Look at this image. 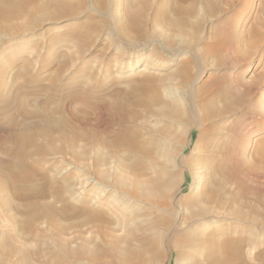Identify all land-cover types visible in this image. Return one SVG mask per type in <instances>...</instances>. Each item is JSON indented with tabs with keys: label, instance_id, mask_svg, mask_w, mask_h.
Returning a JSON list of instances; mask_svg holds the SVG:
<instances>
[{
	"label": "rangeland",
	"instance_id": "obj_1",
	"mask_svg": "<svg viewBox=\"0 0 264 264\" xmlns=\"http://www.w3.org/2000/svg\"><path fill=\"white\" fill-rule=\"evenodd\" d=\"M21 1L18 6L29 13L0 15V264H64L61 251L68 255L93 246V239L101 242L86 215L73 207L83 203L81 196H100L109 187L90 186L91 193L81 196L72 190L63 213L56 183L70 192L94 176L96 167L117 178L129 174L120 172L116 157L106 165L96 163L109 148L99 149L91 138L105 140L119 128L117 101L129 98L134 80L147 74L157 78L152 80L164 99L166 118L136 105L133 111L145 120L132 122L126 114L122 122L137 123L159 141L167 137L174 143L171 169L207 171L198 191L186 170L169 188L171 226L191 223L193 213L207 221L200 233L203 264H224L226 241L240 245L239 263L264 264V0ZM186 60L191 70L185 78L180 71ZM192 122L198 126L184 134L182 127ZM17 131L36 140L25 145L24 160L16 153ZM250 133L253 145L237 157L212 146L228 139L240 143ZM186 142L185 154H179ZM117 154L128 159L125 146ZM10 166L29 177L14 178ZM175 256L173 251L164 261L175 264ZM69 262L76 264L74 258Z\"/></svg>",
	"mask_w": 264,
	"mask_h": 264
},
{
	"label": "bare ground",
	"instance_id": "obj_2",
	"mask_svg": "<svg viewBox=\"0 0 264 264\" xmlns=\"http://www.w3.org/2000/svg\"><path fill=\"white\" fill-rule=\"evenodd\" d=\"M26 1L28 2V0H22L21 2L25 5ZM17 2H18V0H2L0 2V15L3 18H10L11 16L16 17V16H19L20 14H25L26 12L29 13V11H26V9H24L23 7H19ZM19 2H20V0H19ZM32 2H31V4H32ZM137 23L132 22L131 24L133 26H137L138 25ZM19 31H20V29H19ZM28 33H29V31H28ZM181 67H182V70L180 72L186 78L187 76L190 75L189 73L191 70V61H189V60L183 61L181 63ZM129 68L132 69V68H134V66L130 65ZM143 69H145V68H141V70H143ZM177 72L178 71H176V73ZM152 78L150 75L148 76V74L140 76V78L134 80L135 82H134L132 92L129 89L131 92V93L130 92L128 93V94H130L128 96L129 98L124 99L125 101L124 100H118L117 101L119 109H120V113L119 114L117 113L118 114L117 116L118 117L120 116L119 118L121 119V123L120 124L118 123L119 128H116L117 130L111 129L109 131L108 135L106 136L105 140H103V138H99V137L97 139L91 138L93 141H95V146L99 147V149L105 145H107L109 148L108 153L101 154L102 158L96 159V161H95L96 163H99L101 165L102 164L106 165V164L110 163L109 160L111 159V157L112 158L116 157L117 160L120 161L119 162L120 169H121L120 172L123 170V172L127 171L129 174H125L124 178L121 176L119 178H117L115 176H111L107 170H103L102 168L96 167V169L93 170L95 173L94 176H91V178H88V180H86L84 182L82 181V183L78 182L79 184L76 183L77 185L71 186L70 192L68 191L69 193L66 191V187L62 186L61 183L59 185H57V183H56V186H60V188L56 187V190L60 189L59 191L58 190L57 191H58V193H60L59 198H61L62 203H63V208L60 210L63 213H65V210L68 207V204H69L68 203V198H69L68 195L73 193V192H71L72 190L73 191L76 190L77 192H79V195L81 196L82 194L84 195V193L86 194L87 191H88L87 194H89V192H90L89 187L90 186L92 189L94 188L96 190H97V188H101L104 185L109 187L108 189L104 190L105 193L100 195V196L95 195V196H92V198L90 196V199L88 198L89 200L85 196H81V198L83 199V203L81 205H78V206L76 204H74L76 206L73 207V211H75L77 214H83V215L85 214L86 215V221H87L86 223H88V225L91 223L92 231L96 232V237H98L101 242L98 243L96 239H95V241L93 239V242H92V243H94L93 246H90V247L81 246L76 251H71V252L69 251L70 253L68 255L66 253H64L66 250L65 251L63 250L64 252L61 251L59 253V255L61 256L62 259H60V260H63L64 264H74V263L69 262L70 259H72V258H74V260L76 261L75 262L76 264H166L165 259H167V261L170 260V258H172L173 251H176V256L174 257L175 264H203V262L201 261V258L203 256L200 257V253H202L201 252V246H203L204 243L200 239V237H201L200 233H201V230L203 231V229H201V226L206 225L207 221L201 220V219H203V217L199 216L200 214L193 213V217H195V219L192 220L191 223H189L187 225L175 224V225L171 226V208L170 207L173 206V202L170 198V189L169 188L175 183V181L179 178L180 175H182V176L184 175V170H186V171L191 172L193 174L192 185H193V188L196 189L197 186L200 185L202 177L203 178L205 177L202 175L206 174L207 171L205 170L204 167H203V169L199 170L198 172H195L192 170L191 166L190 167H187V166L186 167H184V166L183 167H180V166L177 167V165L174 166L173 169H171L172 156H173L172 152L174 150V147L176 146V145H174V143H172L169 140L167 141V137H166V139L165 138L160 139V141H159V138L157 135L151 133L149 129H144V128L139 127L140 125H138L137 123L131 124V122H129V123L126 121L122 122V120L124 118L123 116H126V114L129 115L130 121L132 120V122L134 120L135 121L138 120L137 117H140L142 120H145V115H142L140 113L142 115V117H141L139 115H136V113L133 111V107L135 106V108H136V105L144 106V109L146 111H151L148 113H152V115H154L157 118H159V117L164 118V119L166 118L165 117V111H164L166 105L161 104L162 102L163 103H165V102H164V99H162L160 89L157 88V86L155 85V83L158 81L155 80L156 77L153 78L154 81H156V82H154L152 80ZM170 80H169V82H171ZM166 82H167V80H166ZM157 85H158V83H157ZM159 104H161V105H159ZM232 106H233V104H232ZM106 108H109V107H106ZM227 108H228L227 110H229L230 106L228 105ZM173 109H175V108L173 107ZM206 113H208V112H206ZM175 114H176V112H175ZM223 114H221V115H223ZM114 115H116V114H114ZM210 115H211V119H213L214 115L212 113ZM177 117L178 116H176V118ZM125 118H127V117H125ZM176 118H174L173 122H176L175 121ZM189 119L191 121V118H189ZM167 121H169V120H167ZM140 122L141 121H139L138 123H140ZM177 124H181L180 121H178L176 123V125ZM192 124L185 123L184 127H182V132L184 134H187L188 132L190 133L192 128L196 127V125H197V124H194L193 122H192ZM69 126H71V125H69ZM69 126L67 128H69L68 131L70 133H68L67 136L71 137L70 134L73 132L74 128L72 127L73 124L71 127H69ZM151 128H152V126H151ZM159 129L161 130L160 126H159ZM159 129H157V131ZM169 130H167V131H169ZM21 131H22V129H21ZM21 131H19V132L17 131L18 133H15V134H17L15 139L17 140V143H18L16 153H17V157L20 160H24L26 158V154H25L26 149L24 150V147H26L25 145L27 143L29 144V142H32V140L34 141L35 138L30 137V138L26 139L23 136L24 134H22ZM23 131H25V130H23ZM174 131H176V130H174ZM174 131L172 130L171 132H174ZM162 132H163V130H162ZM46 133H44V134H46ZM168 133H166V134H168ZM33 134H34V132H33ZM169 134H171V133H169ZM251 134L252 133H250V135L247 138L244 137V139H242V141H240V143L230 141L228 139V140L224 141L222 144H218V146L216 143L212 146H214V147L216 146V148L221 149L223 154H225L229 158L234 157V156L237 157L238 154H240V152H244V153L248 152V150L253 145L251 143ZM51 136H53V135L52 134L46 135L47 138H50ZM160 136H162V135H160ZM202 138H203V136H202ZM212 140H213V138H212ZM178 141H179V139H178ZM211 141H210V143H211ZM214 141H216V140H214ZM233 142L236 144H234ZM35 143L37 144V142H35ZM36 144H34V145H36ZM43 144H44V142H43ZM45 144H44V146H45ZM186 145H187V142L182 143L178 147L179 154L180 153L185 154L183 149ZM123 146H125L127 148L128 159H125L122 156H120V154H117L118 150L121 149ZM73 152H75V151H73ZM194 152H195V150H194ZM28 153H30V152H28ZM260 155H261V158L264 159V147H263V151ZM181 156H180V158H181ZM187 156L185 158H187ZM145 158H147L148 163H146ZM222 158H224V157H222ZM188 159H190V158H188ZM180 160L181 159H179V162H180ZM184 160H187V159H184ZM188 161H190L189 164H193V163H191V160H187V162ZM182 162H184V161H182ZM227 162H228V160H227ZM224 163L222 161V164H224ZM11 166L8 167V169L11 171L10 174L14 178L23 180L24 178L29 177V175L27 173L23 172L22 170H17L16 168L11 167ZM218 166L219 165H217V167ZM66 168H67L66 171H69V169H71V167H66ZM219 169H220V167H219ZM227 172H225V173H227ZM25 175H27V176H25ZM211 178H212V175H211ZM17 179H15V182L17 181ZM77 180L79 181V179H77ZM204 180H203V182H204ZM54 181H56V180H54ZM106 181H110L111 184H106ZM211 181H213V179ZM68 182H69V180H68ZM73 182H74V180H73ZM210 182H208V183L212 184L214 181L212 183H210ZM12 183H14V182L12 181ZM67 185L70 187L69 184H67ZM211 186H213V185H211ZM205 188H206V190L208 189L207 187H205ZM213 188H215V187L213 186ZM204 191H205V189H204ZM204 191L202 190L201 192H203V194H204ZM208 191H209V189H208ZM210 191H211V189H210ZM193 192L194 191H192L191 193H193ZM205 193H208V192H205ZM209 193H212V192H209ZM178 195L180 196L179 193H178ZM56 196H58V195H56ZM181 196H183V195H181ZM197 199H198V197H197ZM191 201H193V200H190V202ZM143 202L146 205H148L147 208L150 209L149 213H145L144 209L141 207V203H143ZM188 202L186 201V203H188ZM195 202L197 203V201H195ZM201 203H200V205H201ZM195 204H193V205H195ZM30 205H31V203H30ZM190 205H192V204H190ZM196 205H199V203ZM41 211L43 212V210H41ZM45 211H46V209H45ZM161 211L162 212L166 211V212H169L170 214L165 215V216H158V213ZM54 213L55 212H53V214ZM38 215L39 214L37 213V216ZM42 216H43V214H42ZM54 216H55V214H54ZM51 221H54V220H51ZM81 223H83V221ZM162 226H165V227L162 228ZM73 237H74V235H73ZM225 252H226V254L222 259V261H224V264H241L237 260L241 255V249H240V245L238 243L226 241ZM26 256H27V254L25 255V257ZM82 258H84V261ZM79 259H81V260H79Z\"/></svg>",
	"mask_w": 264,
	"mask_h": 264
}]
</instances>
